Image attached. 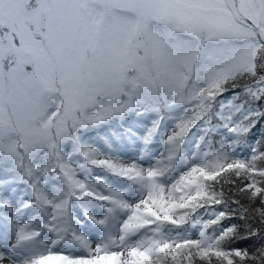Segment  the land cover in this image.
<instances>
[{"label":"snow or ice","instance_id":"6c2138e0","mask_svg":"<svg viewBox=\"0 0 264 264\" xmlns=\"http://www.w3.org/2000/svg\"><path fill=\"white\" fill-rule=\"evenodd\" d=\"M0 264H264V0H0Z\"/></svg>","mask_w":264,"mask_h":264},{"label":"trees","instance_id":"16d2710c","mask_svg":"<svg viewBox=\"0 0 264 264\" xmlns=\"http://www.w3.org/2000/svg\"><path fill=\"white\" fill-rule=\"evenodd\" d=\"M253 135H257L258 136L259 135V130L258 129L257 130H254L253 131Z\"/></svg>","mask_w":264,"mask_h":264}]
</instances>
